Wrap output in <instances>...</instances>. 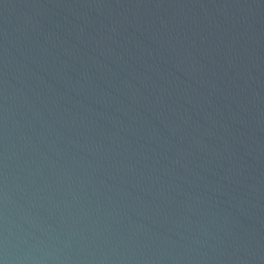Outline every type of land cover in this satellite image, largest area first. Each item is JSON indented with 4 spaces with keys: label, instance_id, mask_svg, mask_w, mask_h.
<instances>
[{
    "label": "water",
    "instance_id": "1",
    "mask_svg": "<svg viewBox=\"0 0 264 264\" xmlns=\"http://www.w3.org/2000/svg\"><path fill=\"white\" fill-rule=\"evenodd\" d=\"M0 261L264 264V0H0Z\"/></svg>",
    "mask_w": 264,
    "mask_h": 264
},
{
    "label": "clouds",
    "instance_id": "2",
    "mask_svg": "<svg viewBox=\"0 0 264 264\" xmlns=\"http://www.w3.org/2000/svg\"><path fill=\"white\" fill-rule=\"evenodd\" d=\"M2 264H5V262H4V261H2Z\"/></svg>",
    "mask_w": 264,
    "mask_h": 264
},
{
    "label": "snow or ice",
    "instance_id": "3",
    "mask_svg": "<svg viewBox=\"0 0 264 264\" xmlns=\"http://www.w3.org/2000/svg\"><path fill=\"white\" fill-rule=\"evenodd\" d=\"M0 264H2V261H0Z\"/></svg>",
    "mask_w": 264,
    "mask_h": 264
}]
</instances>
